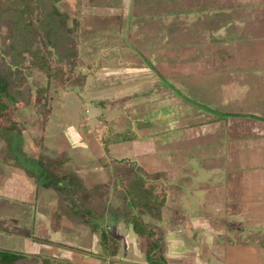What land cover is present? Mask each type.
Segmentation results:
<instances>
[{
    "label": "rangeland",
    "instance_id": "1",
    "mask_svg": "<svg viewBox=\"0 0 264 264\" xmlns=\"http://www.w3.org/2000/svg\"><path fill=\"white\" fill-rule=\"evenodd\" d=\"M135 1L128 11L124 0H59L58 7L70 17L69 26H77L78 69L84 80L80 88L69 89L42 71L30 70L31 100L11 103L25 131L6 133L9 143L0 138V169L7 174L16 169L31 172V183L24 180L35 188V195L26 197L22 177L17 178L20 184L8 190L0 188V197L20 199L19 215L11 223L26 230L24 236L0 233V250L26 253L27 238L48 239L49 244L66 246L71 252L70 261L57 259L68 264H79L72 255L76 252L96 264H103L104 259L106 264L121 260L130 264H228L227 248L232 254L234 246L248 236L263 239L264 198L255 203L261 194H249L248 175L263 168L264 162L254 164L245 141L241 147H231L226 140L223 156L221 145L207 138L205 128L214 123L201 121L199 100L170 81L179 68L165 71L134 47L124 26L129 33V23L144 14ZM13 4L14 0H0V8ZM163 7L168 9L162 13L170 17L173 46L188 47V15L177 3H163ZM176 16L186 23L183 29L173 27ZM107 43L113 45L105 51ZM44 108L47 112L38 115ZM72 126L85 137L87 147L72 138ZM129 132L137 136L135 142H114L117 135ZM59 157L66 158V170L78 172L87 186H107L106 210L97 222L118 242L115 257L105 258L100 242L93 241L100 232L68 220L59 226L53 221L58 195L43 187L40 160ZM133 166L161 180L168 193L159 217H143L148 227L158 230L163 244L162 252L149 257V242L127 223L128 210L116 184V173ZM219 246L226 248L225 259L218 255ZM51 252L28 254L52 258ZM256 255L259 261L260 254Z\"/></svg>",
    "mask_w": 264,
    "mask_h": 264
},
{
    "label": "crops",
    "instance_id": "2",
    "mask_svg": "<svg viewBox=\"0 0 264 264\" xmlns=\"http://www.w3.org/2000/svg\"><path fill=\"white\" fill-rule=\"evenodd\" d=\"M167 1H135L139 3V11L143 9L144 14L136 16L129 23V33L125 23L124 30L130 41L154 65L165 71L168 67L179 68L170 81L183 87L188 97L199 100L201 121L206 124L214 123L204 129L207 138L221 145L223 156L226 155V142L230 141L231 147H241L245 141L254 164L264 162V0ZM124 3L129 11L132 0H124ZM163 3H177L188 15V47L173 46L170 17L162 13L163 10H168L163 7ZM178 18L172 17L178 21L173 27L183 29L186 23L179 22ZM112 45L107 43L105 51ZM174 123L173 126H176L177 122ZM70 130L72 138L78 141L80 147L88 146L89 143L84 141L85 137L77 132L79 130L76 127L72 126ZM248 176L251 179L249 194L252 193L254 197L261 194L255 197L256 203L258 199L264 198V165ZM1 177L0 188L3 190L20 184L17 180L19 177L31 181L24 170L18 169L11 174L3 171ZM29 182L24 180V193L26 197L28 195L29 199H33L35 188ZM250 186L254 188L253 191ZM260 187L263 191L258 192L257 188ZM19 201L15 197L2 195L0 219L13 222L12 218L19 215ZM255 206L257 208L258 205ZM257 211L260 212L259 209ZM26 240L27 254L35 251L48 252L50 249L52 258L70 261L68 255L71 252L66 250V246L60 248L42 241L48 239ZM93 241L99 243L100 235L94 236ZM233 249L236 252L229 254L231 250L227 248L229 253L226 258H231L228 264H238L241 260L243 264H264V236L262 240L248 236ZM84 250L94 251L93 248ZM217 250L220 258L225 259L226 248L219 246ZM256 254H260L259 261ZM72 255H76L79 264H96L82 253ZM130 263L121 260L114 264Z\"/></svg>",
    "mask_w": 264,
    "mask_h": 264
},
{
    "label": "trees",
    "instance_id": "3",
    "mask_svg": "<svg viewBox=\"0 0 264 264\" xmlns=\"http://www.w3.org/2000/svg\"><path fill=\"white\" fill-rule=\"evenodd\" d=\"M58 5L59 0H14L13 5L0 8V37L3 39L0 47V138L7 140V143L9 138L6 133L22 134L25 131V125L15 119L11 103H27L31 100L32 91L27 78L30 70L42 71L48 78L60 81L69 89L82 86L84 77L78 69L77 26H69L70 17ZM46 112L47 108H44L38 115ZM136 140L137 136L129 132L117 135L114 142L118 144ZM66 162L65 157L40 160L39 178L43 187L55 190L58 195L53 221L59 226L63 220H68L100 232V246L105 258L115 257L118 254V242L97 222L106 210L109 199L107 186H87L78 172L66 170ZM133 167L119 170L116 184L128 210L125 212L127 223L132 225L137 235L149 242V257L154 252H162L163 244L158 230L148 227L143 217H159L166 205L168 193L161 180L141 174ZM2 172L0 169V174ZM30 173L26 172L29 177ZM0 233L24 236L26 230L0 219ZM105 261H102L103 264H106ZM29 262L68 264L56 258L0 250V264Z\"/></svg>",
    "mask_w": 264,
    "mask_h": 264
}]
</instances>
